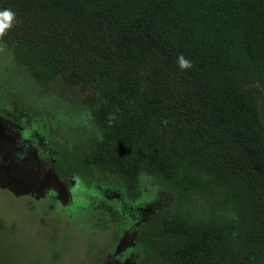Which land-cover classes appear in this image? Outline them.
Returning a JSON list of instances; mask_svg holds the SVG:
<instances>
[{
    "label": "trees",
    "instance_id": "1",
    "mask_svg": "<svg viewBox=\"0 0 264 264\" xmlns=\"http://www.w3.org/2000/svg\"><path fill=\"white\" fill-rule=\"evenodd\" d=\"M3 9L17 22L1 40L39 83L93 86L85 101L103 139L51 146L64 185L98 173L135 197L149 176L184 200L206 196L208 218L161 211L143 249L165 264H264V0H0Z\"/></svg>",
    "mask_w": 264,
    "mask_h": 264
},
{
    "label": "rangeland",
    "instance_id": "2",
    "mask_svg": "<svg viewBox=\"0 0 264 264\" xmlns=\"http://www.w3.org/2000/svg\"><path fill=\"white\" fill-rule=\"evenodd\" d=\"M92 87L60 75L39 83L0 39V264H165L139 241L158 213L208 218L206 196L184 200L149 176L135 197L98 173L61 182L51 146L92 144L99 132L85 101Z\"/></svg>",
    "mask_w": 264,
    "mask_h": 264
},
{
    "label": "clouds",
    "instance_id": "3",
    "mask_svg": "<svg viewBox=\"0 0 264 264\" xmlns=\"http://www.w3.org/2000/svg\"><path fill=\"white\" fill-rule=\"evenodd\" d=\"M17 22L16 13L11 9L0 10V39H3L7 33L14 27ZM178 66L181 70L190 69L192 63L190 60L186 59L184 55H180L178 58ZM114 117H109V124L111 125ZM98 139L102 140V134L98 133Z\"/></svg>",
    "mask_w": 264,
    "mask_h": 264
}]
</instances>
